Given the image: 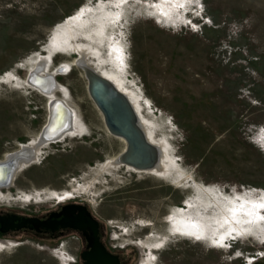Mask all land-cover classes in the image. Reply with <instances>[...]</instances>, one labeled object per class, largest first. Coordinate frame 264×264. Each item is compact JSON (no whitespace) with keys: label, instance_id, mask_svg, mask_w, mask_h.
<instances>
[{"label":"rangeland","instance_id":"rangeland-1","mask_svg":"<svg viewBox=\"0 0 264 264\" xmlns=\"http://www.w3.org/2000/svg\"><path fill=\"white\" fill-rule=\"evenodd\" d=\"M83 55L166 143V176L107 165L125 144L73 64ZM40 64L56 73L52 97L28 83ZM55 98L81 131L36 146ZM29 145L37 151L0 189V208L84 202L108 247L136 243L141 264H243L264 252V0H0V162ZM184 214L206 236L177 231ZM77 247L0 243V264H70Z\"/></svg>","mask_w":264,"mask_h":264},{"label":"bare ground","instance_id":"bare-ground-1","mask_svg":"<svg viewBox=\"0 0 264 264\" xmlns=\"http://www.w3.org/2000/svg\"><path fill=\"white\" fill-rule=\"evenodd\" d=\"M73 64H75V66H78L79 68L83 69L85 72V76L88 72L89 73L92 72V73L106 79L110 83L109 86L118 92L121 99H123L125 101V103L131 108V110H132V112H133V114L137 120V128H138L140 135L145 140V142L150 145V147L152 149L151 156H154L156 158L154 161L153 160L151 161L149 158L150 154L144 152L143 149L134 146L132 148L130 156L127 159L129 161H131L132 163H134L136 166L122 164L121 161L119 160V155L112 158L107 163V165L108 164L114 165V166L124 165V166H126V167H128V168H130L136 172L152 173V174H157L160 176H166L167 173L171 170L169 162L172 161L169 158V156L167 155L168 150L166 147V143L164 141L157 142L154 138V135H153L154 132H153L151 124L149 122H146L144 120H141V118H139L138 111H137V102H135V101L133 102L131 100V93L122 88L121 84L118 82V80L115 76H113V75H108V76L102 75V74L98 73L95 69L90 67L89 64L87 63V59H86L85 55H83V58H81V59L74 60ZM67 70H68V66L65 65L63 67H60L57 70V73L59 74L61 72L62 73L67 72ZM55 75H56V73L55 74L47 73L46 70L44 69V67L40 64V66H38L33 72L30 73V75L28 77V83L31 86H33L34 88H37L38 90H40L43 94H46L47 96L52 97V95H54V93L56 92V88H57ZM86 78H87L88 92H89V94L93 100V103L96 105L97 109L99 110L103 120H105V114H104L102 108L99 106V104L97 103V100L95 99V97L93 96V94L90 91L91 78L90 79H88V77H86ZM31 80L34 83H32ZM96 85H98V84L96 83ZM99 88H100L99 90L101 91V94L103 96H105L106 98H109V101L111 102V99L113 97H108L107 91H106V89L103 88L102 85H99ZM64 103L67 107L57 98H55L51 101V104L49 107L50 115H49L48 123L46 124V126L44 128L46 131H45L44 135L41 134L40 139L38 141V144L36 146H40L44 142L50 143L52 141H55L56 139H59L62 136H64L68 131H70V132L72 131V133H77L78 131H81L80 122L74 118L73 111L71 110V108H69L67 102L65 101ZM111 106H112L111 108L115 112V115L118 118V122L116 121L115 123H122L124 126L128 125L127 120L124 119V117H123L124 108L122 107L120 102L116 100L112 103ZM105 126L107 128V131L113 137L124 142L122 136H119V135L114 133L115 128H113V127L111 128V126H109L108 124H105ZM36 146L35 145L34 146H30V145L24 146L20 151L14 153L6 161L0 162V167L6 166V167H8V170L12 169L10 176L13 178V175L15 173L17 166L20 163H22L23 161H30L31 158H33V154H35V152L37 151V148H38ZM144 164L147 166L140 167ZM2 168H0V180H1V177L3 175ZM9 185H10V183L9 184H3L0 182V189L3 187H7ZM220 207L216 208V210H215V213H218L215 215V218H216L215 221L216 222L221 221L220 215H221L222 208L220 211V209H219ZM246 210L251 213V212L255 211V208L254 207H246ZM232 216L233 215L227 216L225 214V217L224 216L223 217L226 218V220H225L226 222L228 221L229 223H231V225H233ZM174 228L177 231H181V232L187 233L189 235H195V236L200 237V238L202 236H206V230H205L206 225H204V223H202L201 220H198V219L195 220L194 218H192L190 214H187V215L184 214V215L177 216L176 220H175ZM2 244H5V243H2ZM146 261L147 260L144 258V262H146Z\"/></svg>","mask_w":264,"mask_h":264},{"label":"flooded vegetation","instance_id":"flooded-vegetation-1","mask_svg":"<svg viewBox=\"0 0 264 264\" xmlns=\"http://www.w3.org/2000/svg\"><path fill=\"white\" fill-rule=\"evenodd\" d=\"M72 205L85 206L87 211L91 213L92 216L88 217L98 223V239L100 243L105 246L110 253L119 257V264H141L143 262L144 254L136 243L131 244L130 247L124 248L121 252L112 251L107 245L105 226L94 216L90 206L80 201L58 202L52 209L43 211L39 214L24 213L0 208V243L24 245L29 242H36L37 244L42 245L43 249H45V244L56 247L62 241L73 238L76 240L78 247L76 248V252L74 254L75 258L70 260V264H87V261L83 259L82 255L83 253L88 252L94 244L95 236L91 229L75 230L71 228H64L59 225L56 229L52 230L43 225H34L29 222L24 227H13L6 232L2 231L3 221H7L8 219L14 217L19 218L15 221V224L29 219H35L38 222L48 223L50 221H59L66 215L69 217H76L81 211L80 208H75L74 212L65 211L66 207ZM53 214H56L57 216L52 217ZM249 254L252 257L244 260L242 262L243 264H264V252Z\"/></svg>","mask_w":264,"mask_h":264},{"label":"water","instance_id":"water-1","mask_svg":"<svg viewBox=\"0 0 264 264\" xmlns=\"http://www.w3.org/2000/svg\"><path fill=\"white\" fill-rule=\"evenodd\" d=\"M86 77H88V79L91 78L90 91L95 97V99L97 100V103L102 108L105 114V120L103 121L105 122V124H108L109 126H111V128L112 127L115 128L114 133L119 136H122L124 140L125 147L122 150V152L119 154V160L121 161V163L125 165L136 166L134 163H132L131 161L127 159L130 156L132 148L134 146L141 148L143 149L144 152L150 154V157H149L150 160L154 161L156 158L154 156H151L152 149L150 145L147 144L145 140L142 138V136L140 135L138 128H137V120L131 108L125 103L123 99H121L118 92L109 86L110 83L106 79L92 72L91 73L88 72L86 74ZM31 82L34 83L32 80ZM96 83L98 85H96ZM99 85H102L103 88L106 89L108 97H113L112 99L110 98L111 102L109 101V98H106L105 96L101 94V91L99 90L100 89ZM116 100L119 101L122 107L124 108L123 117L124 119L127 120V123H128V125L126 126H124L122 123H115L116 121L118 122V118L115 115L114 110L111 108L112 107L111 105ZM45 131L46 130L44 129L42 132V135H44ZM144 166H147V165L144 164L140 167H144ZM2 172H3V175L1 177L0 182L3 184H9L12 180V177L10 176L12 169L8 170V167L4 166L2 168ZM75 208L81 209L78 216L69 217L66 215L59 221H50L48 223L38 222L35 219H29V220H24L18 224H15V221L18 220L19 218L17 217L10 218L7 221H3L2 231L6 232L10 228H13V227L21 228V227H24L29 222L34 225H43L46 228H50L52 230L56 229L59 225L64 228H71L75 230L91 229L95 236L94 244L88 252L83 253L82 255L83 259L87 261V264H119L120 262L119 257L117 255H113L112 253H110L106 249V247L100 243L98 239V223L89 218L92 215L90 212L87 211V208L85 206L72 205V206L66 207L65 211L74 212ZM54 216H57V215L53 214L52 217ZM137 246L139 247V245Z\"/></svg>","mask_w":264,"mask_h":264},{"label":"snow or ice","instance_id":"snow-or-ice-1","mask_svg":"<svg viewBox=\"0 0 264 264\" xmlns=\"http://www.w3.org/2000/svg\"><path fill=\"white\" fill-rule=\"evenodd\" d=\"M261 207H264V205H260Z\"/></svg>","mask_w":264,"mask_h":264}]
</instances>
